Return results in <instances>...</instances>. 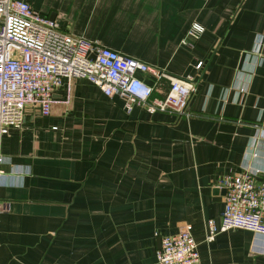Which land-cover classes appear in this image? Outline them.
Listing matches in <instances>:
<instances>
[{
    "label": "crops",
    "instance_id": "obj_1",
    "mask_svg": "<svg viewBox=\"0 0 264 264\" xmlns=\"http://www.w3.org/2000/svg\"><path fill=\"white\" fill-rule=\"evenodd\" d=\"M27 1L73 34L193 77L196 90L182 115L129 112L86 77L58 87L47 114L28 105L24 125L0 136V264H158L160 237L187 225L202 264H264L248 229L207 239L225 204L219 177L264 167V138L249 145L264 137V0ZM139 76L155 97L170 88Z\"/></svg>",
    "mask_w": 264,
    "mask_h": 264
},
{
    "label": "built area",
    "instance_id": "obj_2",
    "mask_svg": "<svg viewBox=\"0 0 264 264\" xmlns=\"http://www.w3.org/2000/svg\"><path fill=\"white\" fill-rule=\"evenodd\" d=\"M204 29V25L194 22L190 32L198 35ZM203 62L199 60L197 67ZM139 72L168 79L170 88L165 96H153L154 84L139 76ZM76 77L88 78L108 95L119 94L129 112L135 105H143L150 112L188 114L189 101L196 90L193 77H181L86 36L73 34L27 0H0V136L12 127L24 125L30 104L38 105L42 114L49 113L54 91ZM262 138L256 135L249 145L261 144ZM261 173L264 167L244 164L241 170L219 177L218 184L226 187L225 204L219 222L215 218L207 220V239L212 240L220 230L238 227L252 231L254 242L264 246ZM9 208L8 203H0V212ZM157 262L202 264L191 225L161 236Z\"/></svg>",
    "mask_w": 264,
    "mask_h": 264
},
{
    "label": "water",
    "instance_id": "obj_3",
    "mask_svg": "<svg viewBox=\"0 0 264 264\" xmlns=\"http://www.w3.org/2000/svg\"><path fill=\"white\" fill-rule=\"evenodd\" d=\"M51 16L53 17L54 16V13H52ZM222 190L226 193V187H222ZM160 241H161V237H160ZM160 246H161V242H160Z\"/></svg>",
    "mask_w": 264,
    "mask_h": 264
}]
</instances>
